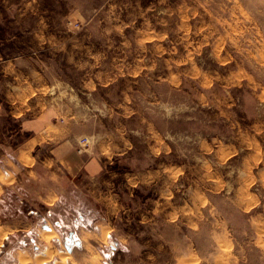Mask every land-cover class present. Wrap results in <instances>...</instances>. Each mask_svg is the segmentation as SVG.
I'll return each instance as SVG.
<instances>
[{
  "label": "rangeland",
  "instance_id": "obj_1",
  "mask_svg": "<svg viewBox=\"0 0 264 264\" xmlns=\"http://www.w3.org/2000/svg\"><path fill=\"white\" fill-rule=\"evenodd\" d=\"M0 110L5 146L46 110L111 144L4 188L0 264H264V0H0Z\"/></svg>",
  "mask_w": 264,
  "mask_h": 264
},
{
  "label": "crops",
  "instance_id": "obj_2",
  "mask_svg": "<svg viewBox=\"0 0 264 264\" xmlns=\"http://www.w3.org/2000/svg\"><path fill=\"white\" fill-rule=\"evenodd\" d=\"M2 115L5 114L0 110V116ZM12 117L13 120L19 121L20 131L26 137L24 143L16 149L5 146L3 140L13 137V133L11 130L0 129V195L5 187H14L24 182L19 176V172L23 170L30 176V178L27 176L25 181L36 184H39V180H33V175L44 179L43 176H47L46 168L52 165H56L72 178L83 177L100 181L108 175L109 162L102 155L106 149L111 148V144L105 141L97 147L93 143L85 145L83 142L84 139L92 140V135L84 131L86 126L91 125L92 115L86 112L46 110L31 117H27L26 112H12ZM50 174L58 176L60 173L56 171ZM35 192H43L45 197L60 193L54 184L41 187ZM102 196L100 195V198ZM79 220L84 219L81 216ZM81 224L79 223V226H82Z\"/></svg>",
  "mask_w": 264,
  "mask_h": 264
},
{
  "label": "bare ground",
  "instance_id": "obj_3",
  "mask_svg": "<svg viewBox=\"0 0 264 264\" xmlns=\"http://www.w3.org/2000/svg\"><path fill=\"white\" fill-rule=\"evenodd\" d=\"M6 235V232H4V230L0 233V243L2 238H4ZM51 252L50 251H46L45 253L43 252V254H41V256L38 257H30L26 254H22L19 253L18 254V260L20 261L21 264H28V262H35V264H44L45 262L48 261V259L51 258ZM68 258V255L66 254L65 256H63L61 258V264H65L66 260ZM92 258V257H91ZM93 259H95L94 257L91 259L90 264H100V262L98 261V259L96 258V260L94 261Z\"/></svg>",
  "mask_w": 264,
  "mask_h": 264
},
{
  "label": "water",
  "instance_id": "obj_4",
  "mask_svg": "<svg viewBox=\"0 0 264 264\" xmlns=\"http://www.w3.org/2000/svg\"><path fill=\"white\" fill-rule=\"evenodd\" d=\"M73 236H74L73 234H70L71 238H73ZM67 248H68V251L71 252L72 249L69 246H67Z\"/></svg>",
  "mask_w": 264,
  "mask_h": 264
},
{
  "label": "built area",
  "instance_id": "obj_5",
  "mask_svg": "<svg viewBox=\"0 0 264 264\" xmlns=\"http://www.w3.org/2000/svg\"><path fill=\"white\" fill-rule=\"evenodd\" d=\"M83 142H85V145L89 144V140L84 139Z\"/></svg>",
  "mask_w": 264,
  "mask_h": 264
},
{
  "label": "flooded vegetation",
  "instance_id": "obj_6",
  "mask_svg": "<svg viewBox=\"0 0 264 264\" xmlns=\"http://www.w3.org/2000/svg\"><path fill=\"white\" fill-rule=\"evenodd\" d=\"M69 246V245H68Z\"/></svg>",
  "mask_w": 264,
  "mask_h": 264
}]
</instances>
